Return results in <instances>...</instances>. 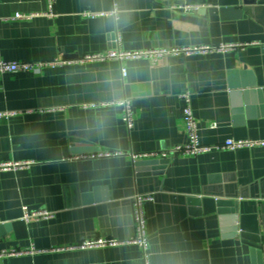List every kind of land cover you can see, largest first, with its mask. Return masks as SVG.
<instances>
[{
    "label": "crops",
    "instance_id": "1",
    "mask_svg": "<svg viewBox=\"0 0 264 264\" xmlns=\"http://www.w3.org/2000/svg\"><path fill=\"white\" fill-rule=\"evenodd\" d=\"M54 9L49 17L48 0H0V59L257 43L157 63L107 59L0 73V111H15L0 119V164L31 161L0 168V251H26L0 257L3 264H264V251L240 234L241 216L253 217L248 225L264 244V146L174 153L156 170L135 162L160 158L132 157L188 141L185 92L202 143L264 139V0H56ZM124 98L133 128L117 104ZM103 151L119 154L89 156ZM137 193L153 194L144 206L146 255L137 244L82 246L134 237ZM24 206L54 215L26 220Z\"/></svg>",
    "mask_w": 264,
    "mask_h": 264
},
{
    "label": "built area",
    "instance_id": "2",
    "mask_svg": "<svg viewBox=\"0 0 264 264\" xmlns=\"http://www.w3.org/2000/svg\"><path fill=\"white\" fill-rule=\"evenodd\" d=\"M56 0H48L49 10L44 13L49 17L57 16L55 12ZM186 9H197L199 5L188 4L183 6ZM117 10L113 12L116 13ZM86 14L90 16H96L103 13H92L87 12ZM37 13H16L15 19H29L36 16ZM257 42H224L218 45L213 44H196L188 46H176L171 48H150L143 50H123L120 48L111 49L106 53H90L76 59H64L58 58L50 61H38V62H26V61H14V60H4L0 59V73L1 74H12L16 72H37L46 69L50 66H55L59 64L67 63H88L93 61H103L107 59H117L121 62L125 60H149L152 63H157L160 59L169 56H191V55H206L209 53H226L233 50H243L246 47L256 44ZM123 73L126 74V69H123ZM185 100V106L183 108V119L185 123V129L188 136V141L184 144H177L167 150H157L142 153H133L132 157L134 159L142 158H166L170 157L174 153H183L187 155H199L212 150L221 149H238L243 147H256L264 146V139H250V138H240V139H227L222 143L218 144H204L201 142L199 127L197 119L193 112L192 107V97L191 93L185 92L183 94ZM117 104L121 106L122 109V119L126 123L128 128H133L135 124V115L132 102L128 98L121 99L117 101ZM15 114V111H0V119L8 118ZM215 126V125H213ZM119 154L118 152L103 151L89 155L90 157H101V156H111ZM31 161H20V162H10L0 164V168H22L29 166ZM153 199L152 193L140 194L137 193L134 196L135 204V220H136V235L126 240H116V239H106L98 238L95 240H89L82 244L83 247L90 246H112L119 244H137L139 245L146 255V251L149 247L148 240V229H147V219L145 213V203ZM26 220L32 218L35 219H47L53 217L54 212L47 209H37L30 210L27 206H24ZM26 251L21 249H13L10 251H0V257L8 255L22 254Z\"/></svg>",
    "mask_w": 264,
    "mask_h": 264
},
{
    "label": "water",
    "instance_id": "3",
    "mask_svg": "<svg viewBox=\"0 0 264 264\" xmlns=\"http://www.w3.org/2000/svg\"><path fill=\"white\" fill-rule=\"evenodd\" d=\"M168 158H160V159H150V160H138L135 162L136 167L139 171L145 168H151L152 170H156V168L164 167L165 163H168ZM160 163L162 165H160ZM160 165V167H159ZM253 217L242 215L240 221V234L241 237L245 240V242L252 245L254 248L264 251V244L262 243L260 230L258 226H250L248 223L251 221ZM24 221H20L14 223L13 225L6 224L5 228L10 229L12 226H16L18 224H23ZM0 228H2L0 226ZM0 264H3V259L0 258Z\"/></svg>",
    "mask_w": 264,
    "mask_h": 264
}]
</instances>
